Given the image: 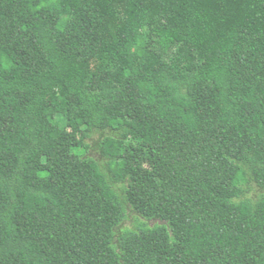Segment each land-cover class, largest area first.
<instances>
[{"label": "trees", "instance_id": "trees-1", "mask_svg": "<svg viewBox=\"0 0 264 264\" xmlns=\"http://www.w3.org/2000/svg\"><path fill=\"white\" fill-rule=\"evenodd\" d=\"M0 264H264V0H0Z\"/></svg>", "mask_w": 264, "mask_h": 264}]
</instances>
